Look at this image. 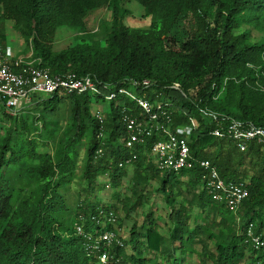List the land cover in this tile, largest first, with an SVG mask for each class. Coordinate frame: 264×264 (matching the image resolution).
Wrapping results in <instances>:
<instances>
[{
	"label": "trees",
	"instance_id": "obj_1",
	"mask_svg": "<svg viewBox=\"0 0 264 264\" xmlns=\"http://www.w3.org/2000/svg\"><path fill=\"white\" fill-rule=\"evenodd\" d=\"M135 1L147 27L125 22L132 12L123 0H0V44L11 22L35 66L90 76L103 90L127 86L161 104L171 129L193 119L187 144L196 162L178 172L156 168L150 148L163 138L156 130L126 147L121 109L145 116L122 95L104 107L95 94L59 90L13 113L0 97V264H264L246 234L252 224L264 238V143L241 151L212 134L231 119L264 128V0ZM100 7L109 16L90 31L84 17ZM59 27L74 34L55 50ZM143 80L149 84H130ZM98 105L103 124L93 116ZM133 154L128 174L119 163ZM199 160L225 182L246 185L236 212L211 198ZM150 200L161 208L145 206ZM140 207L143 218L123 235L120 221ZM104 230L115 240L101 247V263L87 245Z\"/></svg>",
	"mask_w": 264,
	"mask_h": 264
},
{
	"label": "built area",
	"instance_id": "obj_2",
	"mask_svg": "<svg viewBox=\"0 0 264 264\" xmlns=\"http://www.w3.org/2000/svg\"><path fill=\"white\" fill-rule=\"evenodd\" d=\"M130 84L147 86L149 81L143 80L141 84L133 81ZM59 90L95 94L105 101L113 100L116 95L127 97L136 102L145 117L139 120L128 108L121 109V121L127 132L124 140L126 147L132 149L136 145L145 144L143 135L156 130L163 135V138L155 141L150 148L156 168L161 171L178 172L181 169L192 168L196 162L190 155L187 144V134L195 126L193 119L190 118L189 126L171 129V117L161 104L154 105L146 98L138 97L127 86L122 85L113 89L105 87L103 90L90 76H78L73 72L52 75L48 68L35 66L29 55L18 56L12 47L0 44V97L5 99V105L12 113L30 103L35 95H49ZM93 116L103 124L104 113L99 105L93 110ZM212 134L234 140L241 151L245 150L247 142L264 143L263 127L234 119L214 128ZM135 157L133 154L131 158L119 163V166L129 167ZM198 162L205 170L203 180L211 198L225 203L230 211L236 212L248 194L246 185L242 182H225L208 160ZM115 219L112 214L106 218L112 223ZM76 231L79 234L83 232L80 225H76ZM246 234L256 249L264 251V238L253 231L252 224H249ZM88 239L91 242L87 245V255L97 252L95 255L99 261L105 263L107 253L101 251V247L112 245L115 240L114 232L104 230L94 238L89 236Z\"/></svg>",
	"mask_w": 264,
	"mask_h": 264
},
{
	"label": "rangeland",
	"instance_id": "obj_3",
	"mask_svg": "<svg viewBox=\"0 0 264 264\" xmlns=\"http://www.w3.org/2000/svg\"><path fill=\"white\" fill-rule=\"evenodd\" d=\"M124 1V5L129 8L132 12V16L128 17L125 22L131 26V27H136V28H142V27H147V25L149 24V21L145 18H142V14H143V7L138 4L135 0H123ZM109 16V11L105 8V7H100L94 10H91L89 12L86 13L84 20L87 26V29L90 31H97L100 29L101 24L108 18ZM11 22H6L4 24V28L6 30L7 33V45H9L10 47L13 48V50L17 53L18 56H22V57H26V56H30V52L27 50H24V44L22 42V39L19 37V35H17V33L12 29L11 26ZM176 30V29H175ZM174 30V31H175ZM172 31V33L174 32ZM73 34L74 31L66 28V27H59L57 29L56 35H55V39H54V49L58 50L61 48H64L66 45H68L73 38ZM103 36H98L97 38H102ZM108 104V101H105L104 103V107ZM127 172L128 174L131 173V167L129 166L127 168ZM126 183V181H125ZM123 184L122 187H120L121 191L123 193H129L127 186H125L126 184ZM105 190V199L111 196V189L109 187ZM71 192H73V189H71ZM154 203L152 204V200L149 201V203L145 204V206H158V208H161L159 206H161V202H159V200H156ZM147 208V207H146ZM146 208H142L140 207L139 209H137L133 214H132V218L128 221H120L121 224V230L120 232H123V235H127L128 230L130 228V223L132 221L135 220H141L143 218L144 215V211H146ZM159 212H161V209L159 210ZM118 218H122L123 212L120 210L117 213ZM118 223V221H117ZM210 264V263H208Z\"/></svg>",
	"mask_w": 264,
	"mask_h": 264
}]
</instances>
